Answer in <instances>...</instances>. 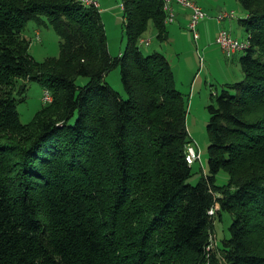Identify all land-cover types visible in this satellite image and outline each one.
<instances>
[{"label": "trees", "instance_id": "1", "mask_svg": "<svg viewBox=\"0 0 264 264\" xmlns=\"http://www.w3.org/2000/svg\"><path fill=\"white\" fill-rule=\"evenodd\" d=\"M238 3L243 78L207 106L208 172L191 185L185 97L166 57L140 50L150 28L168 41L162 0H122L116 57L93 6L0 0V264H264V0ZM28 22L55 31L57 58L30 56ZM114 68L126 99L105 81ZM30 82L51 102L23 124Z\"/></svg>", "mask_w": 264, "mask_h": 264}, {"label": "rangeland", "instance_id": "2", "mask_svg": "<svg viewBox=\"0 0 264 264\" xmlns=\"http://www.w3.org/2000/svg\"><path fill=\"white\" fill-rule=\"evenodd\" d=\"M96 2L101 10L100 16L107 36L109 53L112 57H116L123 52L126 45L124 34L126 13L121 7L122 0H98ZM220 2L221 7H225L228 11L233 10L237 16L239 14L238 18H243L244 12L238 0H220ZM207 15L208 18L212 19L208 37L205 39L204 45L203 39L197 41L198 49L189 30L184 27L179 28L176 24L168 25V29L169 27H177L174 36L171 37L172 35H169L168 42H159L156 39L154 30L150 28L144 36L145 38H143L150 40V46H140V50L144 55L157 51L166 57L173 72L176 88L185 97L187 104L186 128L192 144L198 150L201 158L200 162H195L191 166L192 175L188 179V183L191 185L197 184L201 176L206 175L208 172L209 133L207 125L209 114L207 106L211 103V98L214 99L212 96L219 95L225 85L238 82L243 78L239 64L241 52L231 59L225 57L215 42L216 21L208 13ZM225 26L227 27L228 25L225 24ZM228 29L239 42L247 38L246 33L241 30L239 22L236 20L230 23ZM36 31L39 34L38 38L35 35ZM23 36L30 41L28 53L34 60L43 62L47 58H57L59 56L61 40L49 25L40 24L37 26L34 22H28ZM204 46L208 47L205 51L203 50ZM200 57L202 60H199ZM85 81L86 79L84 78L79 79L80 84L85 83ZM105 81L123 99H126L120 82L119 68L111 70ZM42 94L43 90L40 85L36 82H30L27 85L26 92L16 97L18 101L17 111L21 123L26 124L32 120L42 104ZM227 182V173L223 170L219 171L216 185L223 186ZM231 221L232 217L228 214H222V220L216 218L209 239L210 252H214L220 241L227 237V228Z\"/></svg>", "mask_w": 264, "mask_h": 264}, {"label": "built area", "instance_id": "3", "mask_svg": "<svg viewBox=\"0 0 264 264\" xmlns=\"http://www.w3.org/2000/svg\"><path fill=\"white\" fill-rule=\"evenodd\" d=\"M81 4L85 6H93L98 8L97 2L95 0H78ZM163 1V11L165 13L164 23L169 25L176 20L178 9H183L188 11L189 19L187 23V29L191 33L193 42L197 44L200 39L198 26L199 23L208 18L207 13L194 1L192 0H162ZM122 7V5H121ZM123 9V7H122ZM216 23L220 24L226 20H231L235 18L234 11L219 10L213 17ZM38 38V35H37ZM215 42L220 47L222 53L227 59H231L235 54L239 53L246 47L247 41L244 40L239 42L235 37L232 36L231 32L226 28H220L216 34ZM141 44L149 45L150 40H141ZM199 60H202L200 57ZM42 102H51V95L47 90L43 91ZM200 155L195 146L191 143L186 147L185 150V161L188 166H192L195 162H200ZM213 215V210L209 212Z\"/></svg>", "mask_w": 264, "mask_h": 264}, {"label": "crops", "instance_id": "4", "mask_svg": "<svg viewBox=\"0 0 264 264\" xmlns=\"http://www.w3.org/2000/svg\"><path fill=\"white\" fill-rule=\"evenodd\" d=\"M96 1H98V0H96ZM192 1L196 2L206 13H208L212 17L219 10H227V9H225V7H221L222 5H221L220 0H199V1L198 0H192ZM99 11L101 12L100 8H99ZM231 11H233V10H231ZM238 16H239V14H238ZM238 16L235 14V18L234 19L226 20V21H224V22H222L220 24H218V23L215 22V25L217 26V30H216V33H215V37H216V34H217V32H218V30L220 28H226V29H228V26L230 27V23L233 20L234 21L236 20L237 22H239V25H240V19L241 18H238ZM242 17L244 18L245 17V14ZM188 19H189L188 11L183 10V9H178L177 16H176V20L172 24L173 25L176 24V26L179 27V28L180 27L187 28ZM211 21H212L211 18H207V19L202 20L199 23V26H198V31H199V35H200V39L199 40L201 41L203 39V45L205 44V42H204L205 39H207V37H208L207 35H208V30H209ZM225 24H227L228 26L226 27ZM176 26L174 28H170L169 27V29H168V26H167V29H168V41H169V35L171 34L172 35L171 37H173L174 34L176 33V30H177V27ZM35 35H38L39 36V34H38L37 31H36V34ZM146 40H149V39H146ZM150 44H151V42H150ZM196 47L198 49V43L196 44ZM207 48H208L207 46H204L203 47V50L205 51Z\"/></svg>", "mask_w": 264, "mask_h": 264}]
</instances>
